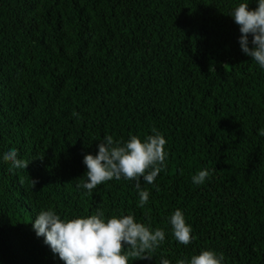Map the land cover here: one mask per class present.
<instances>
[{
  "label": "trees",
  "instance_id": "1",
  "mask_svg": "<svg viewBox=\"0 0 264 264\" xmlns=\"http://www.w3.org/2000/svg\"><path fill=\"white\" fill-rule=\"evenodd\" d=\"M241 2L0 0V157L16 148L29 163L0 159V264H64L32 222L97 208L165 230L152 258L130 264L209 249L224 264H264V69L241 50L229 15ZM154 128L169 152L154 184L77 187L104 136L143 140ZM176 209L193 228L188 246L172 234Z\"/></svg>",
  "mask_w": 264,
  "mask_h": 264
},
{
  "label": "clouds",
  "instance_id": "2",
  "mask_svg": "<svg viewBox=\"0 0 264 264\" xmlns=\"http://www.w3.org/2000/svg\"><path fill=\"white\" fill-rule=\"evenodd\" d=\"M252 0H243L229 14L239 25V44L242 52L264 69V0H255L256 8H250ZM251 37V38H250ZM143 140L132 135L127 141H115L106 135L98 144V152L87 154L83 163L87 172L77 187L91 193L98 185L112 180H135L140 187L141 178L154 184L162 171H166L169 152L165 136L157 129ZM264 136V128L259 130ZM10 162V170L27 169L29 163L21 159L19 150L9 148L0 157ZM211 176L207 168L192 177L196 185H202ZM35 186L36 181L32 180ZM139 205L149 202L150 193L141 189ZM172 234L182 245L188 246L195 239L192 225L186 221L182 209H176L169 218ZM37 237H43L54 254L64 264H130V257L152 258L165 241L162 228L139 222L134 214L106 217L101 208L94 214L62 218L54 209L41 211L32 222ZM223 253L203 250L191 258L180 259L177 264H224ZM159 264H171L166 257Z\"/></svg>",
  "mask_w": 264,
  "mask_h": 264
}]
</instances>
